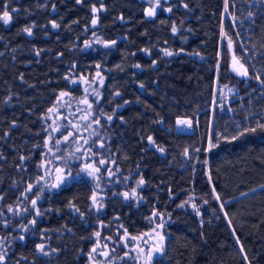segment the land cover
Here are the masks:
<instances>
[{
	"label": "trees",
	"instance_id": "16d2710c",
	"mask_svg": "<svg viewBox=\"0 0 264 264\" xmlns=\"http://www.w3.org/2000/svg\"><path fill=\"white\" fill-rule=\"evenodd\" d=\"M184 2L187 9L180 0H168L172 13L160 9L155 18H146V0H103L107 10L98 13L99 24L92 27L91 6L99 8L100 0H83L82 4L48 0L47 7H39L45 0H0V14L8 10L12 16L9 25L0 21V135L11 128L9 136L0 140L4 157L0 159V195L4 196L0 209L29 206L21 193L43 175L38 165L47 150L45 113L56 103L59 92L82 91L79 83L64 79L73 64L71 78L93 76L97 64L105 75L102 96L94 105L97 116L101 112L111 115L117 105H123L110 123L100 116L102 127L94 125L104 137V147H99L98 137L86 145L96 153L93 159L108 161L100 166V173L112 170V179L118 180L108 189L105 208L97 211L90 206L93 181L47 190L39 201L45 215L36 218L35 227L30 226L28 232L19 227L33 219L32 211L19 216L9 213V226L0 224V239L8 238L3 240L5 264H85L84 253L99 224L88 223V215H75L67 207L69 201L96 220L98 212L112 214L108 219L119 214L128 226L134 220L135 229L153 220L162 222L160 217L149 219L153 211L170 215L172 221L164 223L168 236L165 259L158 264H264V188L260 187L264 185V130L241 136L237 126L226 121L224 112H215L210 127L211 112L206 109L216 73L222 84L236 87L239 93L249 91L254 80L231 70L227 41L219 46L223 0ZM120 15L123 21L117 18ZM50 20L59 22L60 28L52 29ZM33 21L37 24L33 36L21 32ZM173 22L180 29L176 35L171 32ZM226 31L233 37L229 23ZM93 32L103 41L116 40V44L106 48L95 43ZM89 41L91 47H85ZM253 43L264 45L263 17L257 19ZM34 48L44 51L37 57ZM144 48L151 55L142 52ZM164 48L183 51L166 57L161 51ZM153 60L157 61L154 67ZM136 64L141 68L133 67ZM140 83L145 85L143 89ZM116 91L121 95L115 96ZM9 95L11 101L4 103ZM126 100L130 103L124 104ZM180 118L190 120L191 126L179 128ZM13 120L17 121L15 128ZM256 123H241L240 127H255ZM149 135L165 152L149 145ZM209 136L216 147L207 153ZM234 136L238 138L232 139ZM21 155L29 159L17 168ZM74 161H69L70 166L78 172L75 165L81 161ZM125 177H131V183L141 177L146 181L137 188L140 201L113 195L126 190ZM34 198L29 194V200ZM41 232L48 246L58 249L56 253L43 256L36 252ZM21 235L24 240L19 239Z\"/></svg>",
	"mask_w": 264,
	"mask_h": 264
},
{
	"label": "snow or ice",
	"instance_id": "6c2138e0",
	"mask_svg": "<svg viewBox=\"0 0 264 264\" xmlns=\"http://www.w3.org/2000/svg\"><path fill=\"white\" fill-rule=\"evenodd\" d=\"M47 2L48 0H45V3L42 5H39V7H47ZM77 4H82L83 0H76ZM146 3L149 5L145 10H144V15L146 18H155L157 16V12L160 9H163V11L167 13H172L173 12V7H164L165 4L168 3V0H146ZM181 5L187 9L188 4L184 2V0H180ZM52 11H56V4L53 3L51 5ZM228 7V0H225V11H227ZM106 7L103 3V0H100V7L97 8L95 4L91 6V12L93 14V18L91 20V26L95 27L99 24V16L98 13L101 11H106ZM18 11L17 9H12V12ZM254 14L249 12L248 16L252 17ZM120 20H124V16L120 15L117 17ZM12 20V16L10 15L8 10H4L2 14H0V21L4 25H9ZM74 23H78V21H74ZM161 23H167V21H161ZM183 21H181V24ZM49 24L51 25L52 29H59L60 28V23L57 22L56 20H50ZM37 27V24L35 21H33L29 26L24 27L21 29V32L25 33L27 36H33L34 32L33 29ZM179 27L173 22L171 25V32L173 35H176L179 32ZM238 35V34H237ZM93 37L95 40V43H102L104 47L110 48L116 44V40L112 41H103L101 40L98 36H96V33L93 32ZM92 41L86 42L85 47H91ZM228 47L230 50L233 49V41L229 39L228 42ZM241 48H243V51L247 53L249 50L248 48L244 47L243 44H241ZM15 52V49L12 50ZM35 55L37 57L40 56L41 52L44 51V49H33ZM142 52L151 55V51L148 48L141 49ZM163 56L166 57H171L174 55H178L180 52L183 51V49H179L177 51L169 50L167 48L161 49ZM0 55H3V53H0ZM62 55V54H59ZM135 55V53H133ZM196 55H199V53H196ZM13 59H15V56H13ZM243 57H237L235 52L232 51V68L231 70L235 72L237 75L242 76V77H247V78H252L249 74L247 66L242 62ZM157 64V61L153 60L152 61V66L154 67ZM75 64H73L69 70V74H66L64 79L68 80L69 83L71 84H76L78 80L80 82H83L89 86L91 84L95 83L97 80H99L100 84H103V77L100 75L99 68L100 65L97 64L96 68L98 69L96 76L89 80L86 76L81 75L77 79L71 78V72L75 69ZM119 67V65L117 66ZM135 68H141L140 64L133 65ZM217 68H219V65H217ZM20 80H24V75L23 73L20 74L19 76ZM255 79L261 84L264 85V79L260 78V74L257 73L255 76ZM139 87L143 89L145 85L143 83L139 84ZM87 88L85 89V96L84 98L80 99L77 101L78 104H82L85 107L80 108L77 107L74 113H71V115L75 116L76 113H80V115L76 118L75 122L69 121L71 128L75 129V132L69 131L68 135L63 136V142L67 143L69 142L70 138H74V148L71 151H68L66 153H61L59 146L61 145L62 141L61 139H56L54 141V144L56 146V150H53V134L56 132L61 131V127L59 125L53 126L52 124H49L47 128L44 129V131L47 133V138L44 141V147L47 149V152L44 154V158L42 159L41 163L38 165L39 168L43 169V175H40L34 182H30L27 184L25 187L24 191L21 193V196L23 197L24 201H29V206L21 208L20 204L16 206V209L14 210L11 205H8L7 211L9 213H14V215H22L23 213H29L32 211L34 213L33 219L29 220L27 224H21L19 225L20 229L22 232H28L30 230V226L35 227L36 225V218L40 217L43 215L41 212L40 208L38 207V202L43 198L45 189H48L49 191L53 189H60L62 186L71 183L73 179L79 177L80 173H86L88 176L92 177L95 181V188L93 190V195L90 197L92 206L96 208L97 211H99L101 208L104 207L103 203L100 202L101 198L98 195L97 190L100 188L99 180L100 177L98 173L100 172V166H104L105 164L108 163L106 159L103 157L99 158L98 160L93 159L96 156V153L92 151V148L85 147L86 145H89L90 140H92L93 137H98L100 142L99 147L103 148L104 147V137L100 136L97 128L102 127L101 125V119L100 116H104L106 122L110 123L114 116L116 115V109L123 107V105H117L116 108L113 109V112L111 115L105 114L103 112L100 113L99 116H97L93 112V104L89 101L87 97ZM229 91H232L229 89ZM92 95L97 97V100L99 99V93L94 89L92 92ZM115 96H120L121 93L119 91H116L114 93ZM70 97V93L61 91L59 92L57 96L56 103L53 104L52 107H50L47 110V113H45V117L47 118L49 113H56L57 116H60L59 113V108L60 107H68L71 108V103L70 101H66L65 98ZM12 96L9 95L7 98H5L4 103H8L11 101ZM130 101H124V104H128ZM214 104H216V101H213ZM219 107H224V101L221 100ZM231 111V109H229ZM95 117V118H93ZM121 120H123V117H120ZM247 119V118H246ZM162 122V121H158ZM178 125H186V126H191V121L190 120H178L177 121ZM93 125H96L97 128H94ZM11 126L13 128L17 127V121L13 120L11 122ZM237 128L239 130V135H244L249 132H256L258 129L259 130H264V123H261L259 120L256 123L255 127H244L241 128L239 124H237ZM11 128L8 131H4L3 135H0V140H3L5 137H8L10 134ZM89 133L88 136H84L83 133ZM219 135V134H217ZM238 137L234 136L232 139H237ZM147 141L149 145L153 146L156 148L157 151L163 153L165 152V148L163 146L157 145L155 139L153 136L149 135L147 137ZM82 142V143H81ZM94 143V141H93ZM216 147V144L212 143V138H209V145H208V150L211 148ZM80 155H77V154ZM185 154L187 155V150L185 151ZM48 156H51L52 159H48ZM0 159H4L2 155H0ZM29 157L21 155L19 157L20 164L17 165V168H20L21 166L24 165V162L28 160ZM88 160L89 162L83 163V166L79 169V172H77L74 176L72 168L70 166L69 161L71 160ZM54 162H58L55 163ZM114 163V161H113ZM61 164L63 166H61ZM116 172H119V168L115 170ZM107 175L109 177L114 176L115 172L112 170H108ZM125 181H127L128 177L124 178ZM146 183V181L141 177L137 182L136 185L137 187L143 186ZM16 182L13 181V185H15ZM261 188H264V185L260 186ZM254 191V190H253ZM29 194H32L35 198L29 200ZM113 195H120L124 198V200H129V199H142V197H139L137 194L136 188H132L130 192L125 191L119 194L114 193ZM241 195H246V193H241ZM4 199L3 195H0V201ZM19 199V198H18ZM216 199L219 200L220 197L219 195L216 196ZM23 203V201H21ZM183 205H181L182 207ZM67 207L71 209L74 213H79L81 217L84 216V213L80 211L79 207L76 206L75 203L72 201H69ZM195 208V205H193ZM223 207V204L221 205ZM4 216V212L2 209H0V217ZM163 214L153 211L152 213V218L155 217H161L162 220ZM0 224H3L4 227H8L10 224V221L8 220H0ZM123 228V225L120 226ZM164 227V223L161 222L159 224H156L155 227L151 229L150 232L142 233L140 236H132L128 233L127 229H124V234L120 237L119 241H116V243H121L123 242L124 246H128L129 241H139L143 240L145 244H149V239L152 241L151 244H149V247L147 249L141 247L139 244H136L132 251H135L137 253L136 259L143 260L144 264H152L153 258L155 254H162L164 252V241H165V236L158 231L159 229H162ZM68 231H71V229H67ZM47 231V230H45ZM95 237H97L96 244L90 249L88 253V258L91 264H105V260H107L108 264H112L111 261V255L112 252L115 251V249H109L108 244L104 243L101 245L100 242V232L97 231L96 233L93 234ZM145 237L149 239H145ZM8 239L7 237H4L0 239V264H5L6 262V257H7V251L3 247V240ZM20 240H24L25 237L21 235L19 237ZM108 241H111L113 238L112 237H106L105 238ZM41 243L36 244L35 250L38 254L43 255V256H50L58 251V249H52L46 244V238L44 235V232H41ZM47 249V250H46ZM241 251H243V248L241 247ZM96 256H102L105 258V260H97ZM130 256L129 252L124 253V257ZM124 257H120V259H123ZM247 259V256L245 255L244 257ZM18 264V262H17Z\"/></svg>",
	"mask_w": 264,
	"mask_h": 264
},
{
	"label": "built area",
	"instance_id": "2783aa9c",
	"mask_svg": "<svg viewBox=\"0 0 264 264\" xmlns=\"http://www.w3.org/2000/svg\"><path fill=\"white\" fill-rule=\"evenodd\" d=\"M232 4L233 7H231ZM240 4L239 7L234 9V0H232L228 3L229 6L225 11L224 3L222 8V32L226 31V23H229L233 39L239 49V55L243 57V62L247 66L250 76L253 77L254 86L245 93H239L237 89L229 91L219 80L218 73H216L213 93L206 102V109L211 112L210 127L215 112H224L226 121L235 126L251 121H264V100L263 102L260 100L264 99V85H261L255 79L257 73L260 74L261 79H264V45L253 43L257 19L259 17L264 18V0H245ZM249 12L254 15L249 17ZM241 44L248 48L247 53L243 51ZM214 100L216 104L213 103ZM221 100L224 101V107L218 106Z\"/></svg>",
	"mask_w": 264,
	"mask_h": 264
},
{
	"label": "rangeland",
	"instance_id": "374dc122",
	"mask_svg": "<svg viewBox=\"0 0 264 264\" xmlns=\"http://www.w3.org/2000/svg\"><path fill=\"white\" fill-rule=\"evenodd\" d=\"M230 1H232V0H228V3H230ZM244 1L245 0H234V9L237 8V7H239L241 5L240 3L244 2ZM224 3H225V0H223V5H224ZM164 7H168V6L165 4ZM231 7H233V4L231 5ZM222 8H223V6H222ZM221 20H222V22H221V27H220V44H219V46H221V43H223V41H227V44L229 42V39H231L233 41V49L230 50V52H231L230 68H232V51L235 52V54H236L237 57H240V55L238 54L237 45H236L235 40H233V37H231L225 30H224V32H222V28H223V25H222V23H223V17H222ZM225 23H226V21H225ZM225 23H224V25H225ZM97 71L93 74V76L92 75H84V76H86L89 80H91L92 78H94L96 76ZM99 72H100V75L103 77V83H104V81H105V75L103 74V72L100 69H99ZM78 77L79 76L73 77V79H77L78 80ZM77 83H79L80 86H81V88H82V91L79 94H76L74 92H70L68 90L67 91L64 90L65 92L70 93V97H66L65 100L66 101H70L71 108H68V107H60L59 108V113H60V116L59 117L57 116L56 113H49L48 116H47V118H45V120H46V126H48L49 124H52L53 126L59 125L61 127V131L60 132H56V133L53 134V145H52L53 146V150L55 151L56 150V146L54 144V141L56 139H61L62 143L59 146L61 153H66L68 151H71V150H69L70 147H71V145L73 146L72 147V150L74 148V138H70L69 142L64 143L63 142V136L68 135V132L69 131L75 132V129H72L71 128V125H70L69 121L75 122L76 121V118L80 115V113H76L75 116L71 115V113H74L75 112V110H76L77 107H80V108H84L85 107L84 105L77 103L78 100L84 98V96L86 94L85 93V89L87 88V90H88L87 91V97H88L89 101L93 104V112H94V105H95V103L98 102L100 100L101 96H102L101 87H102L103 84H100L99 80H97L95 83L91 84V86H89V85H87V84H85L83 82H80L79 80H78ZM226 88H227V90L231 89L233 91L237 89L236 87H229V86H227ZM94 89L99 93V99L98 100H97V97L96 96L92 95V92H93ZM93 118H95V117H93ZM179 120H187V119L186 118H180ZM93 127L95 128L94 125H93ZM178 127L179 128H187L188 126H186V125H178ZM83 135L84 136H88L89 133H86L85 132V133H83ZM209 138H210V136H209ZM209 138H208L207 148H206L207 153L209 151L208 150ZM92 151H93V149H92ZM46 152H47V150H46ZM42 154L44 156V152ZM77 155H80V154L78 153ZM43 158L44 157H42V159ZM48 159H52V157L51 156H48ZM77 161H79V160H75L74 162H77ZM80 161H81L80 165H78V166L75 165V167H79L78 169H80L83 166V163L89 162L88 160H80ZM55 163H58V162H54V164ZM205 163H206V172L208 174L207 158H206ZM76 173L77 172H73L74 176H75ZM98 175L100 177V180H99L100 188L97 190V192H98L99 197L101 198V201L100 202L103 203V200L105 199V197H108V195H109L108 189L109 188L111 189V186L112 185L114 186L115 183L118 182V180L115 179V178L112 179V176L109 177L106 174V172H104V173L103 172L102 173L99 172ZM80 177L81 178H85V179L89 180L90 182L93 181L92 182V186H93V190H94L96 181L92 177L88 176L86 173H80L79 177H77V178H80ZM139 179H137V180H135V181H133L131 183L130 181H132V180H131V177H130L127 181H125L123 183L124 186L127 185V186H125L126 187V190L125 191L130 192L132 188H136V190H137L138 187L136 185V182ZM114 193H118V191L117 192H114ZM137 194H138V192H137ZM134 200L140 201V199H138V200L137 199H134ZM103 205H104V203H103ZM39 206L40 205H39V202H38V207ZM93 208L96 210L95 207H93ZM103 209H104V207L101 208L100 210H103ZM3 212H4V216L2 217V220H6V218L9 216V212L7 210H5V209H3ZM10 214H12V213H10ZM161 214H163V213H161ZM160 219H161V217H160ZM161 221L163 223H167V222L172 221V218L168 214H166V215L163 214ZM101 225H103V224H101ZM96 232H97V230H96ZM95 238H97V237H95ZM46 244H47V246L49 245L47 242H46Z\"/></svg>",
	"mask_w": 264,
	"mask_h": 264
},
{
	"label": "flooded vegetation",
	"instance_id": "af4514ba",
	"mask_svg": "<svg viewBox=\"0 0 264 264\" xmlns=\"http://www.w3.org/2000/svg\"><path fill=\"white\" fill-rule=\"evenodd\" d=\"M41 161H42V158L40 159V163H41ZM83 181H89V180L80 177V178L73 179L71 183H73V182L80 183V182H83ZM71 183H68V184L62 186L61 188L69 186ZM47 190L48 189H45L43 198L46 197V194L48 192ZM54 190L55 189L51 190V192H53ZM90 193H91L90 194V197H91L93 195V186L92 185H91V192ZM89 202L91 203V199L90 198H89ZM90 206L93 207L92 205H90ZM39 208H40L41 212L43 213L42 216H44L45 215V210H43L41 205L39 206ZM47 208L49 209V206H47ZM104 208H105V206H104ZM96 214L100 216L99 219H97V220H96V218L93 215L89 216V214H86V213H84L83 217L88 215V217H90L89 220H88V223H90V224H99V227H98L97 231L100 232L101 245H103L104 243H107L109 249H113V248L115 249V251L112 252V255H111V258H110L111 261H112V264H144L143 260H139L138 261L136 259L137 253L135 251H132V249H133V247L136 244H139L141 247L147 249L149 247V244L152 243V241L149 238L145 237V239H149V244H145L143 242V240L129 241L127 247L124 246L123 242L116 243V241H119L120 237L124 234V229L125 228L127 229L128 233L130 235H132V236H140V234H142V233L150 232L151 229L153 227H155L156 224H159L161 222L158 221V220H153L152 223H149L148 225H146L144 227H140L138 229H135L134 228V225H135L134 220H131L130 222L132 223V225L128 226V222H127V224H124V222L121 220V216H119V214L113 215L114 219H111V217L109 219L107 218V217L112 215L110 213L98 212ZM75 215H79V213H75ZM91 219H93V220H91ZM105 222H107V223H105ZM101 224H103V225H101ZM109 225H112V227L107 228V227H109ZM121 225H123V228L120 227ZM158 231H160L165 236L164 252L162 254H159V253L155 254V256L153 258V261H152V264L163 263L164 259H165L166 241H167L168 236H167V233H166V230L164 229V227L162 229H159ZM93 234H92V238H91V245H90L89 249L84 253V255H85V264H91V262L89 261V258H88V253H89L90 249L96 244V240H97V238H95V236ZM106 237H112L113 239L111 241H108V240L105 239ZM125 252H129L130 256L124 257V253ZM120 257H124V258L120 259ZM96 259L97 260H105V258L102 257V256H96ZM105 264H108L107 260H105Z\"/></svg>",
	"mask_w": 264,
	"mask_h": 264
},
{
	"label": "water",
	"instance_id": "95a60500",
	"mask_svg": "<svg viewBox=\"0 0 264 264\" xmlns=\"http://www.w3.org/2000/svg\"><path fill=\"white\" fill-rule=\"evenodd\" d=\"M147 7H148V6H147ZM147 7H146V8H147Z\"/></svg>",
	"mask_w": 264,
	"mask_h": 264
}]
</instances>
